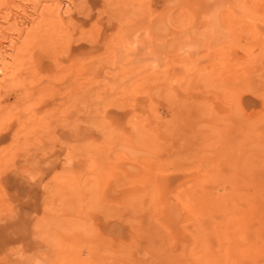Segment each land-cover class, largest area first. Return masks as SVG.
I'll use <instances>...</instances> for the list:
<instances>
[{
    "label": "rangeland",
    "instance_id": "obj_1",
    "mask_svg": "<svg viewBox=\"0 0 264 264\" xmlns=\"http://www.w3.org/2000/svg\"><path fill=\"white\" fill-rule=\"evenodd\" d=\"M0 264H264V0H0Z\"/></svg>",
    "mask_w": 264,
    "mask_h": 264
},
{
    "label": "bare ground",
    "instance_id": "obj_2",
    "mask_svg": "<svg viewBox=\"0 0 264 264\" xmlns=\"http://www.w3.org/2000/svg\"><path fill=\"white\" fill-rule=\"evenodd\" d=\"M4 2V1H3ZM3 4V3H2ZM47 15L48 16H52V17H54L53 15H50L49 13H47ZM52 17H50V18H52ZM61 23V22H60ZM29 35V34H28ZM39 37V36H38ZM32 41V40H31ZM29 42V41H28Z\"/></svg>",
    "mask_w": 264,
    "mask_h": 264
}]
</instances>
